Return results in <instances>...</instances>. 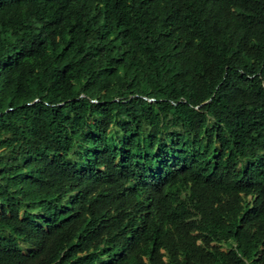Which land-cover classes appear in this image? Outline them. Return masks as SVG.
I'll return each instance as SVG.
<instances>
[{"label": "trees", "instance_id": "obj_1", "mask_svg": "<svg viewBox=\"0 0 264 264\" xmlns=\"http://www.w3.org/2000/svg\"><path fill=\"white\" fill-rule=\"evenodd\" d=\"M0 264H264V0H0Z\"/></svg>", "mask_w": 264, "mask_h": 264}]
</instances>
